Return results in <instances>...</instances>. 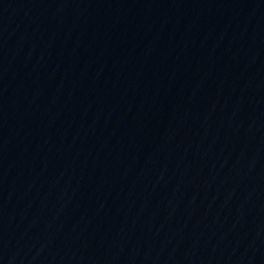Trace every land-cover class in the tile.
Wrapping results in <instances>:
<instances>
[{"label":"water","instance_id":"95a60500","mask_svg":"<svg viewBox=\"0 0 264 264\" xmlns=\"http://www.w3.org/2000/svg\"><path fill=\"white\" fill-rule=\"evenodd\" d=\"M0 264H264V0H0Z\"/></svg>","mask_w":264,"mask_h":264}]
</instances>
